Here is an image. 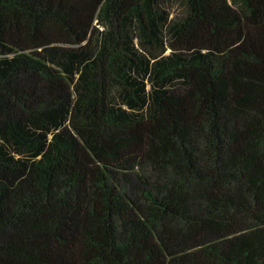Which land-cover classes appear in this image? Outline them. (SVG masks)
<instances>
[{"label":"trees","instance_id":"16d2710c","mask_svg":"<svg viewBox=\"0 0 264 264\" xmlns=\"http://www.w3.org/2000/svg\"><path fill=\"white\" fill-rule=\"evenodd\" d=\"M0 264H264V0H0Z\"/></svg>","mask_w":264,"mask_h":264}]
</instances>
